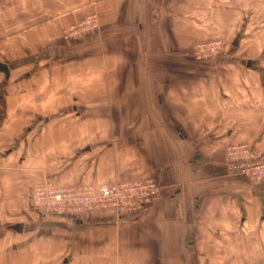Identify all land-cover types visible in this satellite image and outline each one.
<instances>
[{
    "label": "crops",
    "instance_id": "obj_1",
    "mask_svg": "<svg viewBox=\"0 0 264 264\" xmlns=\"http://www.w3.org/2000/svg\"><path fill=\"white\" fill-rule=\"evenodd\" d=\"M98 3L115 8L103 21L114 18L112 30H121L102 47L92 38L74 42L66 55L70 43L59 33L73 23L70 15L29 27L10 50L0 49V63L9 70L8 77L0 72V205L22 209L39 182L62 187L151 177L160 194L134 221L117 223L111 211L86 218L106 228L112 252L138 254L129 264H168V258L171 264H258L264 260V183L227 174L223 151L228 141L242 140L251 113L264 109V78L253 56L237 64L232 55L219 56L197 70L202 64L193 63L190 51L216 34L211 23L226 30L235 8H264V0ZM192 8L216 9L198 29ZM2 28L0 20V35ZM84 52L90 54L85 63L78 59ZM100 66L108 76L104 85ZM84 98L109 115L82 117ZM100 123L108 139L89 148L100 139ZM251 140L264 149V133ZM145 253L156 257L148 262Z\"/></svg>",
    "mask_w": 264,
    "mask_h": 264
},
{
    "label": "rangeland",
    "instance_id": "obj_2",
    "mask_svg": "<svg viewBox=\"0 0 264 264\" xmlns=\"http://www.w3.org/2000/svg\"><path fill=\"white\" fill-rule=\"evenodd\" d=\"M60 1L61 3L57 7V0H0V20L3 21V28L1 30L2 34L0 35V49L2 51L3 49L5 51L10 50L12 40L17 38L20 34L26 36L28 31H30L29 27H40V25L46 21H56L60 17L70 15L73 16V23L64 26L59 33L61 41L66 42L67 44L70 43L68 51L65 50L64 52L66 55L70 53L71 48L76 46V42L77 45L79 43L84 45L90 39L97 38L99 40V46L102 47L103 42L106 41L108 36L118 35V32L121 31L120 29L112 30V27L114 28L116 24L114 18H107V21H103L104 16L108 15L109 11L115 10V8H96L97 2L106 3L114 0ZM50 6L52 8H50ZM192 9L193 22L199 29L200 26H198V24H206L207 26V24L212 21L209 19V11L216 8ZM232 9L234 10V8ZM253 9H255V11L252 16V13L250 12L253 11ZM253 9L243 8V11L238 13L237 11L239 8H235V13L232 11L233 16L231 23L229 22L227 25L229 28L226 30L223 26L218 25L217 27L211 23L209 27L210 32L213 31L216 34H212L211 39L196 42L190 51L192 58H195L194 62H192L198 65L202 64L200 67H197L196 65L197 70L206 69L207 67L203 62H211L212 58L215 57L218 58L219 56L229 54L232 55L233 58H237V60L234 59L237 64L241 63L238 61L239 59L253 56L252 58L258 62L257 68L260 70L262 78H264V8ZM247 11H249V13ZM109 21L111 22V25L106 26ZM106 27L111 28L107 29ZM200 28L202 29V27ZM129 32H131V27ZM236 33L237 35L242 34V36H239L238 38V36H235ZM77 40H81L82 42H78ZM210 43L213 44V49H210L209 47L205 56L199 58L201 57L197 54L199 52V46ZM78 54L79 53H77V55ZM113 58H115L114 61L120 60V58L118 59L117 57ZM78 59L83 60L84 63L88 62L90 60V54L84 52ZM67 61L69 62L70 58ZM216 63L217 62H215V64ZM221 63L224 64L225 60L221 61ZM228 63L234 64V62ZM231 67L234 68L233 66ZM87 78L89 77H83L84 85L89 82L86 81ZM107 79L108 76L106 72L100 66V85H104ZM91 108L90 100L84 98L83 105L78 109L81 112L83 111L81 114L82 117H89L90 111H92L91 116L99 115V117H101L109 115L107 109L98 110L97 113L96 109L92 110ZM68 111L70 112L71 109L68 108ZM254 112L255 114L252 112L250 117L251 119H254L253 123L249 122L248 125H242V140L228 141L224 146L223 163L225 167H227V174L229 173L236 177L240 176L254 185H260L264 183V175H262L264 172V149L254 145L251 138L254 135L260 136L264 133V109L261 107ZM71 115H73V113ZM256 117L258 119L257 123L254 122ZM93 121L95 123L96 119H93ZM105 126L106 125H103L102 123L99 124L100 139L91 142L90 145H88L89 148H101L102 142H106V140H101L108 139ZM240 127L241 126L239 125L233 126L238 132ZM94 135L95 134H93V137H95ZM91 136L92 135L90 134L89 138H91ZM246 137H250V139H246ZM260 144L264 147V141H261ZM239 147H248L259 153V159L257 162L260 164L258 165V173L254 174V177L243 175L239 170H233L229 167V164H227V156L230 152L228 149L235 148L237 149V152H239ZM62 150L70 153V151H73L74 149L72 147L62 146ZM62 150L58 149L56 151L60 152ZM81 151H85V149L82 148ZM139 178L141 177L137 176L132 179L117 180L113 183ZM46 183L55 188L61 189L76 188L79 186L66 185L60 187L56 186L52 181H47ZM34 187L27 192L29 198H25V204L22 209L21 206L0 205V211H2V216L0 217V264H129V261L138 258V254L135 253H131L129 254V257L125 258V254L122 252H112V249L115 248V246L111 244L107 245L106 241L108 236L106 228L96 229L94 225L95 221L86 219L93 216L91 214L109 210L85 212L81 215L66 216L67 219H60V215L47 213L42 208H37L32 205L30 196ZM148 207L149 206H145L143 208ZM136 213L131 217H124L122 219L116 217L115 220L117 223L134 221ZM18 226H21L22 231H18ZM98 242H103V244H96ZM262 246H264L263 243ZM145 254L148 262L156 257L154 254ZM139 256L142 261L145 260L144 254H139ZM260 256H263L264 258V253H261V251L259 252V257ZM167 260L168 264H171L172 259L168 258ZM258 264H264V260L259 261Z\"/></svg>",
    "mask_w": 264,
    "mask_h": 264
},
{
    "label": "built area",
    "instance_id": "obj_3",
    "mask_svg": "<svg viewBox=\"0 0 264 264\" xmlns=\"http://www.w3.org/2000/svg\"><path fill=\"white\" fill-rule=\"evenodd\" d=\"M212 45H200L197 53L201 56L199 58H203ZM229 149V167L249 177L258 173L260 163L257 162L259 153L256 150L248 147H239V152L235 148ZM160 190V186L147 177L109 184L79 185L68 189L55 188L42 182L35 185L30 199L34 207L54 215H81L85 212L109 210L118 219H122L133 216L145 206H151L158 198Z\"/></svg>",
    "mask_w": 264,
    "mask_h": 264
},
{
    "label": "water",
    "instance_id": "obj_4",
    "mask_svg": "<svg viewBox=\"0 0 264 264\" xmlns=\"http://www.w3.org/2000/svg\"><path fill=\"white\" fill-rule=\"evenodd\" d=\"M0 72L3 73L6 77L9 75V70L5 64L0 63ZM18 231H21V226H18Z\"/></svg>",
    "mask_w": 264,
    "mask_h": 264
}]
</instances>
